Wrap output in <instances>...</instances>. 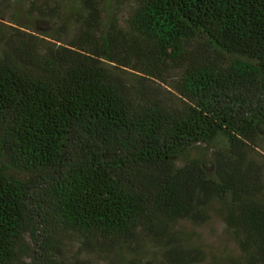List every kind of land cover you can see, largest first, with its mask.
Masks as SVG:
<instances>
[{
    "label": "trees",
    "instance_id": "16d2710c",
    "mask_svg": "<svg viewBox=\"0 0 264 264\" xmlns=\"http://www.w3.org/2000/svg\"><path fill=\"white\" fill-rule=\"evenodd\" d=\"M212 214L264 264V0H0V264H200Z\"/></svg>",
    "mask_w": 264,
    "mask_h": 264
},
{
    "label": "rangeland",
    "instance_id": "374dc122",
    "mask_svg": "<svg viewBox=\"0 0 264 264\" xmlns=\"http://www.w3.org/2000/svg\"><path fill=\"white\" fill-rule=\"evenodd\" d=\"M178 226L184 231L197 233L199 243L208 253L205 262L200 264H208L210 257H215L222 264H228L229 259L239 254V249L229 236L223 222L214 214L205 223L194 224L190 221L183 220L178 223ZM24 241L28 246L31 245L28 236H25Z\"/></svg>",
    "mask_w": 264,
    "mask_h": 264
}]
</instances>
